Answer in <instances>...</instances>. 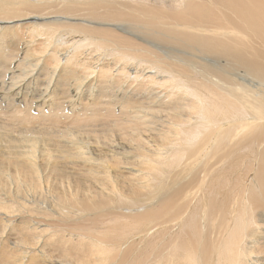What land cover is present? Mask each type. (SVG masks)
I'll list each match as a JSON object with an SVG mask.
<instances>
[{
  "label": "bare ground",
  "instance_id": "1",
  "mask_svg": "<svg viewBox=\"0 0 264 264\" xmlns=\"http://www.w3.org/2000/svg\"><path fill=\"white\" fill-rule=\"evenodd\" d=\"M0 264H264V0H0Z\"/></svg>",
  "mask_w": 264,
  "mask_h": 264
}]
</instances>
